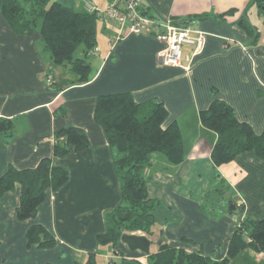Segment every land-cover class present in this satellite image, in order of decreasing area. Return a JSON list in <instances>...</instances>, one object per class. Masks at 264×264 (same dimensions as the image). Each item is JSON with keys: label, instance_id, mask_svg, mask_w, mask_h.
<instances>
[{"label": "crops", "instance_id": "obj_1", "mask_svg": "<svg viewBox=\"0 0 264 264\" xmlns=\"http://www.w3.org/2000/svg\"><path fill=\"white\" fill-rule=\"evenodd\" d=\"M52 1L85 11L83 0ZM91 1L102 9L111 0ZM253 4L251 0H141L144 14L203 34L199 53L194 54L195 45H183L180 66L160 63L158 53L164 43L152 35L126 33L111 44L116 30L98 9L97 43L88 53L89 79L74 84L75 74L68 66L53 63L45 49L40 22L30 32L17 31L0 8V121L12 123L3 132L0 122V176L10 166L32 168L45 157L66 167L69 174L63 185L47 191L36 214L25 220L16 216L20 183L2 194L0 264H83L90 253L96 264L123 260L149 264V254L162 243L216 261L227 259L226 264H264V251L251 248L227 256L241 217H264V160L245 151L215 165L210 150L216 133L200 121V112L219 98L256 134L263 130L264 40L248 15ZM242 15L258 31L257 39L238 23ZM189 16L193 20L176 22ZM112 92H129L144 114L161 102L167 110L162 127L176 123L183 138L180 163L172 164L155 153L144 169L149 197L160 202L152 232H134L151 240L149 254L130 251L121 240L113 247L97 239L106 230L108 213L120 201L114 151L94 119L97 96ZM66 126L82 128L88 146L78 151L70 147L66 156L54 157L55 132ZM225 199L235 205L234 210L228 211ZM34 224L52 234L53 246L28 244L26 232Z\"/></svg>", "mask_w": 264, "mask_h": 264}, {"label": "trees", "instance_id": "obj_2", "mask_svg": "<svg viewBox=\"0 0 264 264\" xmlns=\"http://www.w3.org/2000/svg\"><path fill=\"white\" fill-rule=\"evenodd\" d=\"M260 10L264 0H251ZM1 11L10 26L17 31L30 32L40 22V34L45 49L56 65L68 66L75 74L72 83H84L89 79L91 65L88 53L95 47L98 15L79 11L60 1L52 0H2ZM204 18L205 16H198ZM192 16L177 23H187ZM253 40L258 31L242 15L238 21ZM79 50V53H77ZM167 110L161 102H155L144 114L129 92L100 94L96 98L94 119L102 127L108 144L114 151L113 165L120 187V201L107 215L106 230L97 235L102 245L116 247L123 233L152 232L157 199L149 197L148 177L144 169L152 163L155 153L162 154L170 163L184 159L183 138L176 123L162 127ZM201 123L216 133L210 158L215 165L233 160L238 154L252 151L264 160V127L256 134L249 123L239 121L233 108L225 101L214 98L207 109L200 112ZM1 130L11 129V120L2 119ZM54 157L66 156L88 146L86 132L76 126H66L55 132ZM66 167L54 164L50 157L42 158L32 168L8 169L0 176V197L20 183L21 195L16 216L20 220L33 217L44 201L47 191L56 190L68 180ZM28 244L51 247L55 239L41 224H34L26 232ZM245 248L264 251V217L248 218L234 229L227 250L233 256ZM159 250L149 254V264H226L227 259L213 260L200 252H187L162 243ZM51 264V263H49ZM83 264H96L90 253ZM122 264H139L123 260Z\"/></svg>", "mask_w": 264, "mask_h": 264}, {"label": "built area", "instance_id": "obj_3", "mask_svg": "<svg viewBox=\"0 0 264 264\" xmlns=\"http://www.w3.org/2000/svg\"><path fill=\"white\" fill-rule=\"evenodd\" d=\"M85 11L100 14L91 0H83ZM107 17L114 28L116 35L110 40L115 43L126 33L152 35L164 45L159 51V61L162 65L180 66L183 45L192 44L194 54L201 51L204 36L198 31L197 35L186 26L176 25L170 19H157L141 11V0H111L101 12Z\"/></svg>", "mask_w": 264, "mask_h": 264}, {"label": "water", "instance_id": "obj_4", "mask_svg": "<svg viewBox=\"0 0 264 264\" xmlns=\"http://www.w3.org/2000/svg\"><path fill=\"white\" fill-rule=\"evenodd\" d=\"M235 209V205L229 201L228 211ZM120 240L124 242L130 251L139 250L145 254L150 253L151 240L145 234L139 233H123ZM161 242V236L159 237L157 243Z\"/></svg>", "mask_w": 264, "mask_h": 264}, {"label": "rangeland", "instance_id": "obj_5", "mask_svg": "<svg viewBox=\"0 0 264 264\" xmlns=\"http://www.w3.org/2000/svg\"><path fill=\"white\" fill-rule=\"evenodd\" d=\"M105 7L102 8V9H99V8L98 9H99L100 12H102L105 9ZM256 7H257L256 4H253V5L249 6V13H248V15H249V18L251 20V23H255L258 26V29H259V32H260V37H261V42H262L264 40V9L261 10V11H259V9H257L258 7L257 8ZM258 12H259V14H258ZM114 30H116V28H114ZM77 53H79V50H77ZM210 195H211L212 198L214 197V194L213 193L210 194ZM216 197H217V194H216ZM224 206L225 207L228 206V200L227 199H225V201H224ZM215 208H216V210H218L217 203L215 205ZM237 208L240 211V207L238 206ZM245 217H246L245 215L241 217V220L238 222L237 226L243 221V219ZM132 233H134V232H132Z\"/></svg>", "mask_w": 264, "mask_h": 264}]
</instances>
